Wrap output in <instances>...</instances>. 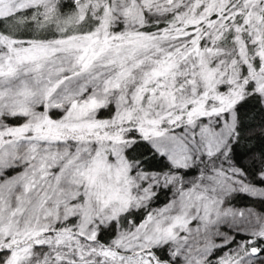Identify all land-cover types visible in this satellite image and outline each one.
Returning a JSON list of instances; mask_svg holds the SVG:
<instances>
[{"label":"snow or ice","instance_id":"6c2138e0","mask_svg":"<svg viewBox=\"0 0 264 264\" xmlns=\"http://www.w3.org/2000/svg\"><path fill=\"white\" fill-rule=\"evenodd\" d=\"M0 264H264V0H0Z\"/></svg>","mask_w":264,"mask_h":264},{"label":"trees","instance_id":"16d2710c","mask_svg":"<svg viewBox=\"0 0 264 264\" xmlns=\"http://www.w3.org/2000/svg\"><path fill=\"white\" fill-rule=\"evenodd\" d=\"M244 202H245V201L242 200V201H240L239 203H244Z\"/></svg>","mask_w":264,"mask_h":264}]
</instances>
